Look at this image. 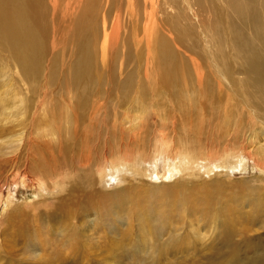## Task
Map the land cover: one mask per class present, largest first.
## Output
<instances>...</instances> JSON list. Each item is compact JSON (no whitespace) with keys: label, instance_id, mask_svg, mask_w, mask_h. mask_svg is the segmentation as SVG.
Instances as JSON below:
<instances>
[{"label":"rangeland","instance_id":"1","mask_svg":"<svg viewBox=\"0 0 264 264\" xmlns=\"http://www.w3.org/2000/svg\"><path fill=\"white\" fill-rule=\"evenodd\" d=\"M74 1L30 0L29 19L38 43L31 52L30 72L22 69L20 57L0 40V262L264 264V171L253 162L244 163L232 175L226 172L216 178L225 183L227 195H215L219 204L197 211L185 212L179 206L165 211L167 201L163 197L153 201L148 192L162 185L171 189L180 176L165 177L171 151L162 148L159 179L151 174L119 172L118 182L97 189L112 196L125 190L126 199H111L110 211L106 210L110 201L104 210L95 211L91 205L95 167L78 168V152L73 148L79 140L78 121L74 125L67 122L82 93L85 127L94 123L90 116L100 107L101 112H108L103 116L105 123L126 128L125 122L135 118L144 105L154 116L149 131L154 134L161 109L169 113L174 102L176 107L187 105L194 92H207L205 124L209 119L213 122L214 137L224 140L225 131L217 123L226 122L234 134L227 138L237 141L229 142L230 156L241 154L240 148L246 147L264 169V52L257 44L247 49L253 55L243 54L244 58L254 57L260 73L247 82L248 72L237 66L234 47L248 44L237 41L233 46L229 37L230 27L237 22L236 15L229 16V0H157L154 6L150 0H83L82 25L80 16L71 18L67 13ZM256 13H264L263 8ZM153 21L159 29L155 48L149 41ZM116 26L121 30L120 41L116 49L104 53L102 46ZM255 30L264 33V27L251 32ZM217 31L223 53L211 41ZM247 38L248 34L244 42ZM87 55L93 59L92 69L76 86L71 81L72 70L76 64L84 65ZM220 60L229 62L226 75L219 71ZM194 63L206 73L205 90L200 89ZM151 67L157 68V77L168 74L170 81L157 82V77L152 81ZM186 119H180L177 126L182 138ZM71 127L73 133L69 134ZM25 139L29 144L20 142ZM199 141L203 144L202 136ZM152 143L150 136L143 155L150 154ZM223 146L211 150L223 153ZM136 153L134 149V157ZM179 155L183 156L182 150ZM116 159L110 157V167L122 164ZM30 172L31 178L25 180ZM211 179L204 177L206 183L199 184ZM65 185H70L66 191ZM53 205V210L45 212ZM58 230L63 237L57 235ZM26 245L43 251L44 257L25 260Z\"/></svg>","mask_w":264,"mask_h":264},{"label":"bare ground","instance_id":"2","mask_svg":"<svg viewBox=\"0 0 264 264\" xmlns=\"http://www.w3.org/2000/svg\"><path fill=\"white\" fill-rule=\"evenodd\" d=\"M89 1L91 2V0ZM29 2L30 0H0V40L3 44L9 45L10 48H12L20 57V64L25 72H30L28 65L33 62L31 52L34 48H38L37 39L34 35V23L29 19ZM72 3L67 6V13L71 18L80 16L79 22L81 24L83 21V15L81 14L82 6L83 3L86 2H83V0H75V4H73V6L75 5L74 7L72 6ZM156 3L157 0H150L151 5L154 6ZM87 5L85 4L86 7ZM260 8H263L264 12V0H229L228 3L229 16H237L236 24L234 26L232 24L230 27L232 32L229 37L233 46L239 44L237 41L248 44H242L241 47L239 44L237 45L238 47H234L235 59L238 63L237 66L240 67L241 70H244V72H248L246 78L247 82L249 79L253 82L254 77L260 73L257 69V63L254 61V57H251L250 59L244 58L243 54L246 52L252 53V50L247 49H250V45L257 44L260 45L259 48H263L264 52L263 30L260 32L257 30L251 32L253 28L264 27V13H256V9L258 10ZM84 11L86 12L87 10ZM158 30L156 21H153V27L149 36L150 46L152 48H155L158 39ZM246 34H248L250 38H247L244 42ZM120 38L121 30L120 27L116 26L114 31L109 35V38L107 39L106 37L104 45L102 46L103 52L105 53L107 49H116ZM211 41L215 43V47H217L219 52L223 53L225 47L222 46V39L220 38L218 31L213 34ZM78 49L82 53L85 52L81 47H78ZM154 54L155 52H152V55ZM165 58L167 59V55H165ZM219 62L222 64V67L219 68L220 73L226 75L229 62L226 60L223 62L220 60ZM92 63V57L87 55L84 65L76 64L74 66L76 71L72 70L71 81L76 86H79L84 81V76L90 73ZM156 70L157 68L154 69V67H151L149 70L152 81H154L156 79L155 77L159 75ZM194 70L200 89L205 90L204 87H206L205 81L207 77L204 69L200 64L194 63ZM157 78H159L157 82L160 81V79H165L169 82L171 79L168 74ZM191 96L194 101H190L187 105H179L176 107L174 102L173 109L169 113H167L165 109L159 111L156 119L160 120V124L157 125L154 123L156 126L154 134L149 133L152 127L151 124L154 122L152 120L154 116L144 105L142 111L138 113L135 118H131V120L129 118V120L125 122V125L128 126L126 128H120L117 123H115V127L113 128L112 124L109 125L105 123L103 116H106L108 112H101L100 107H96L90 116V120L94 119V123L91 122L92 125L90 127H85L82 123L85 122L82 120L87 116V111H84L85 96L81 93L76 97L74 112L70 109V115L67 118V122L69 125H74L76 121H78L76 123V128L78 130L79 140L76 139L77 142L73 143V148L78 152V168L83 169L88 165L95 167V190L92 193L93 198L91 202L95 211L104 210L106 208L105 203L108 204L107 202L111 199H114V201L126 199L125 190L117 192L112 196V194L104 195V193H100L97 189L98 186L105 188L108 183H116L115 181H118L119 172L122 174L134 173L142 175L143 177L151 174L159 179L158 167L160 162L158 160L162 148L166 152L167 150L171 151V162L169 167H167L165 177L171 179L174 176L179 175L180 181L183 180L182 182L179 181L177 184H174L171 189L168 188V186L166 187L162 185L153 188L154 191L152 190L148 192L150 197H152V200L155 199L153 201L157 202L158 197H163L167 201L164 204V206L167 207L165 211L173 210L176 206L177 208L179 206L185 212L190 211L191 209L197 211L204 209L207 205H212L213 203L219 204V198L215 195H226V192L224 191L225 183H222L216 178L218 176L227 175L226 172L230 175L234 174L241 169L242 165L246 162H253L264 171L257 162L258 160L255 159L254 152L249 151L246 147L240 148L241 154L234 157L230 156L227 147L237 141L231 139L234 134L231 135V131L228 130L226 122L218 120L217 123L218 127L225 131L224 140H219L214 137L217 133V129L213 122L209 119V122L205 124L207 121L204 112L207 92L206 94L203 92H194ZM128 101L129 99H125L126 104H128ZM171 102L172 101H170V103ZM129 109L130 108L128 107V113ZM184 117H187V119L182 122L185 127L184 137L182 138L179 136V132H177V126L181 123L180 119H183ZM99 129H104V132ZM71 133H73L72 127L69 129V134ZM78 134L74 137L78 138ZM150 136L153 138L151 152L149 155H143L144 146L148 143V138ZM201 136L203 137V144L199 141ZM229 136H231V138H227ZM20 142L23 144H29L26 139L21 140ZM65 143L69 149L70 145L68 144L67 138L65 139ZM223 143L225 149L223 153L217 152V154L215 153L216 151L211 150V147H214L215 149L217 145H222ZM134 149L138 152L135 157L132 154ZM181 150L183 156L180 157L179 154L181 153ZM112 155L117 156L116 160L122 161V164L118 168L110 167V157ZM15 160H17V157L13 159V161ZM65 163L66 162L63 158V164L65 165ZM25 173L27 174V172ZM29 177L31 178V172L28 177L25 176L24 179L29 181ZM204 177L205 179L214 178V180L211 179V181L205 185L199 184V181L200 183L205 182L202 180ZM189 179L195 180H192L196 183L195 186L191 185L190 181H188ZM191 187L197 188L194 189ZM248 191H251V194L253 193L252 189H249ZM110 203L111 204L106 209L107 211L111 210V206L114 202L110 201ZM136 206H134V208ZM138 206L141 208L140 205ZM152 208L156 209L155 207Z\"/></svg>","mask_w":264,"mask_h":264},{"label":"clouds","instance_id":"3","mask_svg":"<svg viewBox=\"0 0 264 264\" xmlns=\"http://www.w3.org/2000/svg\"><path fill=\"white\" fill-rule=\"evenodd\" d=\"M70 187V185H65V191L67 188ZM54 209V205L52 207H48L45 209V212L51 211ZM58 236L63 237V231L58 230L57 232ZM45 253L41 250H37L30 245H26L24 251L22 252V256L25 260L28 261H40L44 257ZM69 255H71V252H69ZM2 264V262H0Z\"/></svg>","mask_w":264,"mask_h":264},{"label":"snow or ice","instance_id":"4","mask_svg":"<svg viewBox=\"0 0 264 264\" xmlns=\"http://www.w3.org/2000/svg\"><path fill=\"white\" fill-rule=\"evenodd\" d=\"M241 162H243V161H241ZM115 182H118V181H115Z\"/></svg>","mask_w":264,"mask_h":264}]
</instances>
